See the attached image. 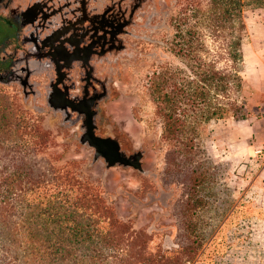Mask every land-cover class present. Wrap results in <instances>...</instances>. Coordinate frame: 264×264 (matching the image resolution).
Instances as JSON below:
<instances>
[{
    "label": "rangeland",
    "instance_id": "1",
    "mask_svg": "<svg viewBox=\"0 0 264 264\" xmlns=\"http://www.w3.org/2000/svg\"><path fill=\"white\" fill-rule=\"evenodd\" d=\"M188 1L155 0L132 27L116 62L100 67L107 85L94 119L96 134L116 140L125 156L141 153V169L107 166L102 157L95 159L94 149L82 141L85 129L79 113L55 108L45 96L27 95L28 89L8 71L15 63V33L5 26L14 18L9 9L0 8V181L11 188L7 192L0 186V210L1 199L9 202L8 220H0V264H15V210H29L21 200L15 202V194H31L15 190V171L21 186L38 180L48 188L54 166L70 170L83 195L91 194L125 224L126 242H133L129 257L144 258L139 246L156 263L165 256L178 257L182 247L196 240L187 232L186 211L189 198H198L201 203L191 209L196 210L191 220L201 247L189 264H264V168L251 157V148L245 155H233L223 138V119L209 124L207 135L190 153L173 152L162 139L161 120L147 92L153 70L179 64L169 46L174 19ZM245 14L244 96L247 118L256 120L264 108L259 87L264 74L253 52L264 38V10ZM201 172L207 177L195 181L193 175ZM84 250L78 247L69 263H113L106 251L95 250L93 259Z\"/></svg>",
    "mask_w": 264,
    "mask_h": 264
},
{
    "label": "trees",
    "instance_id": "2",
    "mask_svg": "<svg viewBox=\"0 0 264 264\" xmlns=\"http://www.w3.org/2000/svg\"><path fill=\"white\" fill-rule=\"evenodd\" d=\"M204 1L202 6L201 0H189L174 19L176 30L169 49L179 64L159 66L147 78V92L162 124V139L173 152L185 154L199 146L211 122L247 118L242 76L245 13L264 10V0ZM169 163L174 164L175 159L170 157ZM51 171L48 188L38 180L21 186L15 171V190L31 191L21 198L15 194V202L21 200L29 208L15 210V264H80L78 260L69 263L68 258L81 246L85 256L90 253L93 259L95 250L106 251L112 264H189L198 255L201 241L191 220L196 213L191 209L201 203L198 198H189L186 211L187 232L196 239L193 244L182 247L178 257L165 256L158 263L139 246L137 252L144 254L139 260L128 256L133 242H126L125 224L91 194L83 195L81 183L65 166H54ZM203 177H207L203 172L193 175L195 181L200 178L201 182ZM0 186L11 191L4 179ZM1 203L0 220L4 223L9 202L3 198Z\"/></svg>",
    "mask_w": 264,
    "mask_h": 264
},
{
    "label": "flooded vegetation",
    "instance_id": "3",
    "mask_svg": "<svg viewBox=\"0 0 264 264\" xmlns=\"http://www.w3.org/2000/svg\"><path fill=\"white\" fill-rule=\"evenodd\" d=\"M154 3L0 0V8L9 9L14 18L4 25L15 33V63L8 71L28 89L24 90L27 95L45 96L55 108L79 113L85 129L84 111L63 105L65 101L82 104L90 112L97 135L94 119L107 85L100 67H107L111 60L116 62L126 49L132 27Z\"/></svg>",
    "mask_w": 264,
    "mask_h": 264
},
{
    "label": "crops",
    "instance_id": "4",
    "mask_svg": "<svg viewBox=\"0 0 264 264\" xmlns=\"http://www.w3.org/2000/svg\"><path fill=\"white\" fill-rule=\"evenodd\" d=\"M253 53L255 54V57H258L259 63L263 65L262 69L264 74V38H261V41L255 47ZM259 87H261V90L263 89L262 91H264V81L261 82ZM225 123H226L224 130L225 133L223 135L224 136L223 138L225 140L226 145L233 152V155L234 154H236L237 156L245 155L248 153L250 148L252 151L251 145L261 135L260 117L256 120L249 118L235 120L232 117H230L225 119Z\"/></svg>",
    "mask_w": 264,
    "mask_h": 264
},
{
    "label": "water",
    "instance_id": "5",
    "mask_svg": "<svg viewBox=\"0 0 264 264\" xmlns=\"http://www.w3.org/2000/svg\"><path fill=\"white\" fill-rule=\"evenodd\" d=\"M63 105H69L71 109L76 111H84L86 119L84 120L85 132L82 137L83 142H87L94 149L95 159L102 157L107 166L121 164L124 166H132L135 169H141V153H136L131 157H126L121 151L116 140L106 137H99L94 133V124L90 112L82 106V104H74L72 102H64Z\"/></svg>",
    "mask_w": 264,
    "mask_h": 264
},
{
    "label": "built area",
    "instance_id": "6",
    "mask_svg": "<svg viewBox=\"0 0 264 264\" xmlns=\"http://www.w3.org/2000/svg\"><path fill=\"white\" fill-rule=\"evenodd\" d=\"M261 135L251 145V157L264 168V110L261 114Z\"/></svg>",
    "mask_w": 264,
    "mask_h": 264
}]
</instances>
